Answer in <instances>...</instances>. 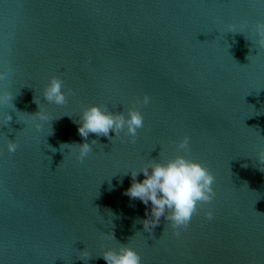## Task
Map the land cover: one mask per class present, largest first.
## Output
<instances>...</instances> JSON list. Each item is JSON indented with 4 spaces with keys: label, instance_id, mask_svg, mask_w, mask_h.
<instances>
[{
    "label": "water",
    "instance_id": "95a60500",
    "mask_svg": "<svg viewBox=\"0 0 264 264\" xmlns=\"http://www.w3.org/2000/svg\"><path fill=\"white\" fill-rule=\"evenodd\" d=\"M260 21L264 0H0V71L12 68L0 93L14 94L0 104V264H107L103 252L120 244L142 264H264ZM53 76L64 105L43 97ZM37 103L50 118L40 130ZM92 105L138 109L135 143L126 129L81 137ZM93 140L81 162L74 144ZM178 155L216 178L179 238L164 217L147 231L151 203L126 195L132 171Z\"/></svg>",
    "mask_w": 264,
    "mask_h": 264
},
{
    "label": "clouds",
    "instance_id": "9594fccd",
    "mask_svg": "<svg viewBox=\"0 0 264 264\" xmlns=\"http://www.w3.org/2000/svg\"><path fill=\"white\" fill-rule=\"evenodd\" d=\"M255 33L258 36V44L264 47V21L255 24ZM12 72L11 66H7L5 71H0V81H7ZM63 80L53 76L43 91L44 99L50 104L64 105L67 103L68 94L65 93ZM14 94L10 91L0 93V104L12 103ZM151 98L148 95L143 97L142 103L147 105ZM38 104V103H37ZM39 105V104H38ZM14 106V105H13ZM33 117V122L37 130L43 127L44 122H49L48 114L39 105V111L29 114ZM11 115L6 116L7 123L11 121ZM144 127V116L136 108L128 110V115L124 113L113 114L106 106L92 105L83 110L78 127V134L87 140L90 133L97 136L108 137L111 132H115L118 137L126 129V135L131 142L135 143L138 129ZM92 143L74 144L79 148L78 159L82 162L92 151ZM67 145V144H62ZM18 148L16 141L8 140L7 150L15 153ZM178 151L185 153L190 151V137L185 136L177 144ZM259 163L264 164V151L257 154ZM264 171V168H260ZM143 172L145 179L138 181V175ZM132 184L126 191L132 199H139L144 205L151 203L149 218L143 221L144 227L151 232L159 224L160 218L164 217L170 222V226L175 230L174 235L181 236L180 229L186 230L192 218L198 214L199 208L211 204L215 197V175L201 162L189 159L186 155H178L166 163L153 160L141 171L131 172ZM209 220L214 218V213L209 210L206 213ZM107 235V234H106ZM110 238L115 239L111 233ZM81 259H89L91 256L87 250L81 252ZM107 264H142L140 254L128 245L120 244L118 250L108 249L102 254Z\"/></svg>",
    "mask_w": 264,
    "mask_h": 264
}]
</instances>
